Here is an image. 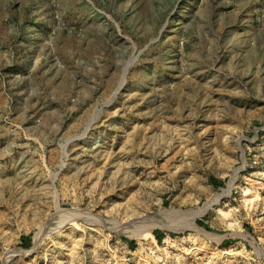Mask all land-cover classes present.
I'll use <instances>...</instances> for the list:
<instances>
[{"label":"rangeland","instance_id":"obj_1","mask_svg":"<svg viewBox=\"0 0 264 264\" xmlns=\"http://www.w3.org/2000/svg\"><path fill=\"white\" fill-rule=\"evenodd\" d=\"M0 264H264V0H0Z\"/></svg>","mask_w":264,"mask_h":264},{"label":"bare ground","instance_id":"obj_2","mask_svg":"<svg viewBox=\"0 0 264 264\" xmlns=\"http://www.w3.org/2000/svg\"><path fill=\"white\" fill-rule=\"evenodd\" d=\"M218 200V199H217ZM211 205V202L209 203L208 202V204L206 205V207L205 208H208L209 206ZM163 214V213H162ZM197 214H198V212H196V213H194V214H192L191 215V222H190V225L191 226H196V227H198V224L196 223V221H195V218L197 217ZM174 215H176L175 214V212H173V211H168L167 213H165V214H163V216H165L167 219H169V217H172V216H174ZM160 216H162V215H160ZM187 217V216H186ZM162 218V217H161ZM187 219V218H186ZM172 223V222H171ZM158 225H162L163 227H166V226H170L171 228L172 227H176V226H174V225H171L170 223H168V222H166V221H161L160 219L159 220H151V221H148L147 223H146V225H145V227L143 228L144 230L143 231H137L136 229H130L129 230V234H131V235H142L143 233H145V231H146V233H150V234H152V235H154L153 234V232H152V229L155 227V226H158Z\"/></svg>","mask_w":264,"mask_h":264},{"label":"trees","instance_id":"obj_3","mask_svg":"<svg viewBox=\"0 0 264 264\" xmlns=\"http://www.w3.org/2000/svg\"><path fill=\"white\" fill-rule=\"evenodd\" d=\"M155 234H156V236H157L158 238H162L163 235H164L163 232H161V231H156Z\"/></svg>","mask_w":264,"mask_h":264}]
</instances>
